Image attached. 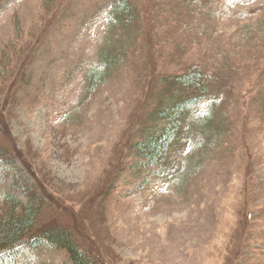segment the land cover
<instances>
[{
  "label": "rangeland",
  "instance_id": "rangeland-1",
  "mask_svg": "<svg viewBox=\"0 0 264 264\" xmlns=\"http://www.w3.org/2000/svg\"><path fill=\"white\" fill-rule=\"evenodd\" d=\"M132 1L126 20L118 0H0L4 196L23 170L41 227L102 264H264V0ZM195 67L211 92L151 165L139 145ZM19 264L74 260L48 244Z\"/></svg>",
  "mask_w": 264,
  "mask_h": 264
},
{
  "label": "trees",
  "instance_id": "trees-1",
  "mask_svg": "<svg viewBox=\"0 0 264 264\" xmlns=\"http://www.w3.org/2000/svg\"><path fill=\"white\" fill-rule=\"evenodd\" d=\"M116 11L126 20L136 15L132 0H118ZM101 76L99 71L95 73L96 80ZM175 80L181 87L182 99L169 113L174 126L153 136L147 133L145 140L139 145V153L151 165L160 164L165 159L181 129L185 114L207 98L212 89L210 76L201 67H195L190 72L177 76ZM0 158L10 166L16 163V159L1 144ZM13 177L14 184L8 195L4 196L0 188V264H19L26 247L37 250L48 244L70 250L74 264H102L84 250L75 233L68 227L58 225L43 229L41 219L46 207L43 198L38 195L35 187L32 188L23 170H18ZM23 193L30 197L28 203L22 199Z\"/></svg>",
  "mask_w": 264,
  "mask_h": 264
}]
</instances>
